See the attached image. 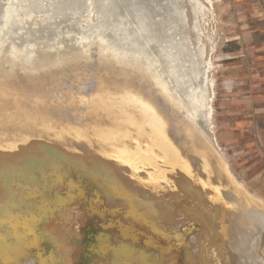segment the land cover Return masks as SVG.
<instances>
[{
    "label": "rangeland",
    "instance_id": "rangeland-1",
    "mask_svg": "<svg viewBox=\"0 0 264 264\" xmlns=\"http://www.w3.org/2000/svg\"><path fill=\"white\" fill-rule=\"evenodd\" d=\"M169 1L111 0L112 3L104 11L100 0H14V3L12 0H0V83L15 84L9 88L15 93L0 96V112H9L0 114V149L8 156L11 154L9 151H29L26 161L9 157L17 176L11 181L5 180L9 172L0 176V190H5L1 192L3 198L0 203L6 197L11 199L14 195L15 199L20 198V202H25L28 206L23 212H17L29 215L36 213L42 202L51 204V198L56 193L69 198L65 200L63 207L53 208V215L68 208L72 210L68 216L69 226L72 232H77V236L64 242L71 248L68 264H106L105 259L115 260L116 264L126 263L124 256L120 255L122 252H116L117 256L113 255L112 247L104 250V253L97 252L100 257L92 249L97 243L96 234L101 231L109 233L114 247L118 243L120 245L124 239L119 235L118 228L117 231L113 227H101V224H115L117 220L127 221L125 223L135 227L141 243L139 241L133 245L130 244L131 240H126L132 247L143 246L146 252L163 251L164 260L167 259L162 264H186L184 244L190 242L192 235L200 232L204 241L206 240V247L217 245L220 241L216 238L215 229L211 227L213 224L207 223L205 228L199 219L207 222L205 212L209 215L213 211L220 214L224 203L232 205L229 211L236 209L237 202L231 198L226 199L228 189L246 196L248 201L264 211V112L258 126L262 133L257 132V136L247 134L246 128L239 129L241 135L231 136L227 127L232 124V128L236 129V117L230 118L225 112H216L226 96L235 99L258 97L264 102V0H197L206 7L201 11L196 0H176L174 5ZM10 4H15L16 12L10 22L3 26V13ZM175 8L180 10V16L176 15ZM74 10L77 14H73ZM139 10L150 16L148 34L140 35L135 16V11ZM88 17L93 19L89 21ZM97 27L100 35H92ZM84 34L87 36L83 37ZM177 39L184 44L182 59L187 70L198 72L197 77L192 79L195 84H203V73L208 69V62L212 63L209 73L206 72L213 82L208 88L213 108L212 132L201 115L194 125L186 127L187 130L178 126L172 115L175 110L169 108L166 97L160 94L163 91L153 80V74L157 71L162 77H166L168 61L163 50L167 49L170 40L174 42ZM202 46L204 52L201 54L199 48ZM11 49L18 51L17 58L14 59L16 62L12 61L11 54L9 58L8 52L11 53ZM21 57H26L27 60L32 58L33 62L30 59L26 63ZM187 61L194 62L192 67H189L190 63ZM18 87H23L25 94L17 90ZM36 96L42 97L43 102L37 105L33 101ZM135 99L141 101L135 102ZM182 105L186 112L189 104L185 97L182 98ZM91 110L94 112H90ZM152 112H157L164 118L168 114L169 117L172 115L171 124L175 126L172 128L170 123L167 126L170 128L168 136L172 146L167 155L160 144L158 160L147 168L152 175L148 177L144 174L137 178L144 179L145 186H149L153 179V185L156 184L155 194L169 200L175 208L185 207L183 210L188 211L193 207L197 209L194 211L199 216L198 220L180 223L177 215L179 212L168 209L172 216L175 214L176 222L166 225L163 230L170 238H154L158 248L144 243L145 236L152 235L148 226L124 220L129 208L119 202L109 204L101 188L89 174L95 172L100 179L107 174L110 177L113 175L118 182L112 173L114 167H127L128 164L125 161L103 159L100 155L97 156L94 146L83 144L82 150L81 143L71 141L98 134L97 130L103 131L97 137L107 136V132L99 125L88 130L86 124L91 118L106 124L111 120H121L129 126L132 125V119L138 124L136 126L134 123L128 128L132 133L129 134L130 137H134L138 129L140 132L150 133ZM233 113L236 115L239 112ZM217 125L222 126L221 131L224 133V140L220 142L213 139ZM175 131L182 136L177 138ZM158 140L160 143V138ZM44 152L58 156L68 165L60 164ZM116 152L114 149L111 151ZM170 161L171 170L165 164ZM162 169L170 170L171 176L165 178L160 171ZM20 173L34 181H25L22 176H18ZM123 173L130 175L128 171ZM208 174L212 181L221 186L224 197L218 200L216 197L214 207L211 204V207H206L209 202L204 200L205 205L200 200L205 193L197 180L210 185L204 179ZM186 175L191 183H187ZM98 182L113 194L123 195V191L133 193L119 182L122 187L114 185L112 178ZM28 192H31V196ZM179 194V200H174ZM139 197L143 196L139 195L137 198ZM89 202L98 210L92 209ZM131 203L134 205L133 201ZM152 208L158 214L163 213L156 206ZM50 214L42 215L40 221ZM217 215L214 214L212 220L222 218ZM228 219L227 212L226 229ZM210 227L213 230L210 231ZM170 229L179 230L180 236L173 237ZM161 245L166 246V249H162ZM48 249L46 247L45 251L49 252ZM196 251L193 249L192 256L198 260L200 257ZM133 253L135 259L139 260L138 252L134 250ZM31 257L38 262L37 257ZM201 264H215L214 256L205 255Z\"/></svg>",
    "mask_w": 264,
    "mask_h": 264
},
{
    "label": "bare ground",
    "instance_id": "bare-ground-1",
    "mask_svg": "<svg viewBox=\"0 0 264 264\" xmlns=\"http://www.w3.org/2000/svg\"><path fill=\"white\" fill-rule=\"evenodd\" d=\"M12 1L14 3V0ZM100 1H101L102 10L104 11L108 7V5L112 3L111 0H100ZM169 2L171 4L173 3V5L176 4L175 3L176 0L175 1L170 0ZM196 3L200 11L206 9L205 5L202 2L196 0ZM14 6L15 4H10L9 7H7L5 12L3 13V26H6L10 22L13 13L16 12V8ZM78 8L79 7H75V9ZM132 10L134 11V9ZM174 11L176 15L180 16L179 9L175 8ZM135 12H136L135 16L137 19V26L138 29L140 30V35L148 34L149 33L148 25L150 22V19L148 17L150 16H148V14L146 13H143L142 10ZM73 14H77V11L74 10ZM92 17L94 18L93 13H92ZM92 17H88V20L91 21L93 19ZM0 33H1V29H0ZM92 35H96V36L100 35L98 27L95 29V32H93ZM86 36L87 34L83 35V37ZM166 48L167 49L164 48L162 49H164L163 51L165 52V57L167 58L168 61L167 75L166 77H162V75L158 71L154 72L153 80L155 81V85L159 87L161 91H163L160 94L162 95L164 94V96L166 97L165 99L166 102L169 104V108L170 109L172 108L173 111L175 110V113L173 111L172 112L169 111V112L174 113L172 115L175 116V118L174 117L173 118L175 119L177 125L178 126L180 125V127H185V128L189 127L188 125L191 126L194 125L198 116L201 115L206 121L208 125V129L211 131L212 128L211 119L213 114V108L212 105L210 104L211 94L210 95L208 94V88L210 85H213V82L211 79H209V75L206 72H208V70L211 68L212 63L208 62V69L206 70V72L203 73V77H202L203 84H195L192 79L194 77H197L198 72L191 69L187 70L188 67H186L185 61H183L182 59L184 44L180 42V40L178 39L174 40V42L173 40H170ZM11 50H12L11 53L8 52V55L11 54L13 57L12 61L16 62V60L14 59L17 58L18 51L13 49ZM199 51L202 54L204 52V46L200 47ZM11 55H9V58H11L10 57ZM21 56H23V54ZM28 56L30 55H27V57ZM25 58H23L24 62L32 59V58H28L27 60ZM157 61L159 63V60ZM30 62H33V59ZM187 63H190L189 67L190 65L192 67V63L194 64L193 61H189V62L187 61ZM150 82H152V80H150ZM13 85L15 84L0 83V96H3L4 94H8L9 92L15 93V91L9 90L10 86ZM21 88L18 87L17 90L25 94V89L23 87ZM184 88H187V90L184 91ZM155 89L154 92L156 91ZM157 90L159 91V89ZM184 97L186 98L189 104L188 110L186 112L184 111L183 109L184 107L182 105V98ZM33 101H35V103L38 105L43 102V98L40 96L39 97L36 96ZM134 101L140 102L141 99H135ZM33 104L34 103H32V105ZM27 105L29 104L27 103ZM32 105L30 104V106ZM166 107L165 109L167 110L168 107L167 108ZM90 112H94V111L91 110ZM4 113H9V112H0V114H4ZM171 116L169 117L168 114V116L164 118L161 115H159L157 112H152L151 115L152 129L150 130V133L140 132V130L138 129V132L137 134H135L134 137L129 136V134L132 133L128 129L131 128V126L134 125V123H136L132 121V119H131L132 125L129 126L127 125L126 122H123L121 120L119 121L111 120L109 124H106L103 121H101L103 122L101 123L100 120H93L90 117L91 118L90 122L89 123L87 122L86 124L88 130L90 131L93 129L94 126L99 125L102 128H104V130L107 132V136L97 137L98 134L99 135L103 134V131L97 130L98 134H95L93 136L90 137L83 136V137H78L77 140H73V139L71 140L73 142L76 141L75 143H81L82 150H83V144L94 146L96 148L95 152L97 153V156L100 155L103 159H113L116 161H123V162L125 161L128 164L127 167H114V171L112 173L115 175V177L117 178L116 180L119 183H121L124 187H127V189H129L133 193L123 191L124 192L123 195L113 194L112 192L108 191V189L104 185H101L98 182L99 180H103V179L108 180L112 178L114 185H120L118 182L115 181L113 175L112 177H110L107 174L106 176H102V179H100L97 177L95 172H89V174L91 175V179L97 182L102 192L106 196V200L109 204H116L117 202H119L120 204L129 208L125 212L124 220H130L132 221V223H136V224L144 223L145 226L146 225L148 226L147 229H149V231L152 232L153 236L151 234L146 235L144 243L146 245L148 244L155 248H158L159 245L156 243V240L154 238L155 237L159 239L170 238L168 234H165L163 232V230H165L166 225H169L170 223L173 225L176 222V218L174 217L175 214L173 213L174 216H172V214L168 213L167 211L168 209L172 208V210L174 209L179 212L177 215L179 216L180 223H183L184 221L188 222L199 219V216L194 211L197 209H193V207H191L188 211H186L183 210L185 207L183 209H179L177 207L175 208L171 204V202H169V200L168 201L164 200L163 198L155 194L154 189L156 184L153 185L154 180L152 178H149L152 179V182L149 184L150 187L144 185L146 183L144 179L137 178V177H141V175L144 174H146L148 177L152 175V173L150 172L151 170L147 171V168H150V166L154 164L153 162H156L158 160V156L160 154L159 153L160 144L161 147L163 148L162 150L167 155L169 154L168 149L171 148L172 142L170 141V138L168 136L170 133L169 131L170 128L167 126L169 123L171 124L172 122L171 120H173ZM137 124L138 123H136L135 125L137 126ZM171 126L173 128L175 125L173 126L171 124ZM172 131L174 130L172 129ZM176 133L178 135L177 138H180L182 136L180 133L178 132ZM174 135L176 134L174 133ZM158 138H160V143ZM187 138L189 139V137ZM66 143L69 144V142ZM113 149L117 152L111 153ZM9 152L11 154L8 156V154L4 150L0 149V176H2L6 172L10 173L5 177L6 181H11L17 176L16 169L12 166L11 160L9 161V157L18 161H26L27 155L29 153V151L28 152L9 151ZM49 153L50 152H44V154H49ZM47 156L54 157L62 165L64 164L68 165L54 154H49ZM30 164L31 162L27 165ZM72 164L77 165L75 162H72ZM165 164L166 166L168 165L171 170V161L170 163H165ZM170 170L162 169L160 171L163 173V175L166 178L171 176ZM123 171H128L130 175H126L125 173H123ZM22 174L23 173H20L18 176H22L21 178L24 179L25 181L27 182L34 181L32 178H28L26 175L23 176ZM209 176L211 175L208 174L204 179H206L210 183V185H204L203 182L200 181V179H199L200 182L197 179L196 180L199 187L205 193L203 197L201 196L202 197L200 199L202 200L201 202L204 203L205 200V202L206 201L209 202V204L207 205H206L207 202L204 203L206 207L210 206V204L214 207V205L216 204L215 198L217 197L216 199L218 200L219 198L224 199V197L221 192V186L218 185L216 181H212L209 178ZM186 179H187V175H186ZM186 181L187 183H191L188 179ZM144 188L147 190H145ZM4 191H5L4 189L0 190V199L3 198L1 192ZM79 191L81 192L80 189ZM27 194L31 196V192H28ZM180 194L179 196L176 195L174 197V200H179L181 196ZM68 195H72V194L68 193ZM139 195L143 196L139 198L151 202L153 204V205L151 204L152 206H156L157 208H160V210L163 213L158 214L156 212L157 210L153 209L150 203L144 202L141 199L137 198ZM226 195H227L226 196L227 200L231 198L237 202L236 209H234L233 211H229L232 205L230 204L227 205L224 203L222 204V211L220 212V214H218L216 211L215 212L213 211V214L210 213V215L209 213L205 212V215L208 218L207 220L205 217L207 222H205L204 219L202 218L199 219L202 220L205 228L207 226V223L213 224L211 227L215 229L217 235L216 238H219L220 241H218L217 245H208L206 247L205 246L206 240L204 241L203 236L200 232L196 233L195 235H192L190 242L187 241L185 243L186 245L184 244L186 248V259H187L184 262H186V264H196L197 262L201 264V259L205 258V255L208 257L214 256L215 264H264V211H262L258 206L248 201L245 198L246 196L242 194L239 195L235 193L232 189H228ZM61 196H62L61 194L56 193L51 198L52 200L51 204L44 201L42 202L39 208L37 207L36 213H32L29 215L20 214L19 212H17V210L23 212L28 208V206L25 202L21 203L20 198L17 199L16 197L15 199L14 195L13 197H10L11 199H9V197H6L5 200L0 203V264H68V260H70L71 258L69 254L71 248L69 247V244L66 243L67 241L71 240V237H76L77 232H72V229L69 226L70 218H68V216L69 213L72 212L71 208H68L67 210L64 211H60L56 215H53L54 212L53 208L59 209L60 207H63L65 204V200L69 199V198H63ZM6 200H8L9 202H7ZM132 201L134 202L136 208L131 203ZM88 205L92 209L96 211L98 210L94 204H91L89 202ZM113 211L114 210H111V212ZM227 212L229 214V219L227 220V229H226L225 216ZM46 213H51V214L50 216H47V218H45L43 221H40L41 216L42 215L45 216ZM214 214L215 216L218 214L222 218L219 220L217 219L212 220ZM125 222L121 220H117L115 224H111L110 226L101 224V227L103 228L113 227L116 230L118 228L119 231L118 230L117 231L124 240H121L122 242H120V245L118 243V246L114 247L113 244H111L113 242H111L112 240L109 233L101 231L98 234H96L95 239L97 243L92 247V249L95 250V253L96 254L97 252L101 253L107 248L112 247L113 255L117 256L118 254H116V252L118 253L122 252V254L120 255L124 256L125 261L124 260L123 261L126 262L124 264H162L164 260L163 251L160 253L155 251L152 252L150 250L149 252H146V250L143 249V246L142 248L140 246L134 248L130 245V244L136 245V243L138 244L140 240L138 238L137 232H135L134 230L135 227L133 228L130 224H127ZM192 226L194 225L192 224ZM211 227H210V231L212 229ZM221 227H223L221 229L222 231L219 230ZM178 231L177 230L172 231L173 237L180 236L181 232ZM212 234L215 235V233ZM128 239L131 240L130 244L129 242H127ZM46 247L49 248L48 249L49 252L45 251ZM161 247L162 249H166V246L161 245ZM193 249L195 251L196 250L198 251L199 253L198 256L200 257L199 258L200 260L199 259L197 260L192 256L194 255L192 253ZM134 250L138 252L139 260L135 259L134 253L132 254ZM31 256L37 257L38 262L35 259H33ZM97 256L100 257L101 255L97 254ZM104 262L106 264H116L115 260H110V259L108 260L105 259Z\"/></svg>",
    "mask_w": 264,
    "mask_h": 264
},
{
    "label": "crops",
    "instance_id": "crops-1",
    "mask_svg": "<svg viewBox=\"0 0 264 264\" xmlns=\"http://www.w3.org/2000/svg\"><path fill=\"white\" fill-rule=\"evenodd\" d=\"M243 35V33H241ZM224 102H221L216 109V112H225L226 116L233 118L236 117L235 120L237 121L236 129H233L232 124L227 128L230 130L231 136H239L241 135L240 128H246V133L250 136H257L262 132L259 129V125L261 124V115L264 112V102L261 98H249L240 99L237 97L226 96L224 97ZM233 112H239L235 115ZM240 117V118H239ZM231 122V121H230ZM258 129V131H257ZM222 126H215V140L216 142H220L224 140V136L222 134ZM219 144V143H218Z\"/></svg>",
    "mask_w": 264,
    "mask_h": 264
},
{
    "label": "water",
    "instance_id": "water-1",
    "mask_svg": "<svg viewBox=\"0 0 264 264\" xmlns=\"http://www.w3.org/2000/svg\"><path fill=\"white\" fill-rule=\"evenodd\" d=\"M34 259V258H33Z\"/></svg>",
    "mask_w": 264,
    "mask_h": 264
}]
</instances>
